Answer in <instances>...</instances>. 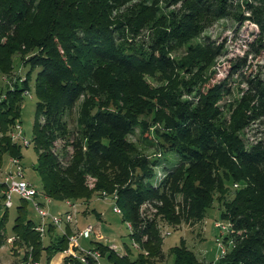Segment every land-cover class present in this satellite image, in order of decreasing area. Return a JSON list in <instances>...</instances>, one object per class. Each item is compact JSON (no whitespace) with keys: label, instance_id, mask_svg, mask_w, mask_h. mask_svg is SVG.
Listing matches in <instances>:
<instances>
[{"label":"trees","instance_id":"trees-1","mask_svg":"<svg viewBox=\"0 0 264 264\" xmlns=\"http://www.w3.org/2000/svg\"><path fill=\"white\" fill-rule=\"evenodd\" d=\"M132 1L0 0V164L5 155L23 158L24 147L10 134L22 123L25 93L34 90L37 120L31 143L43 184L42 190L36 189L40 207L47 208L48 200L73 205L80 216L95 193L103 200L106 193L131 226L132 243L125 245V256L102 242L83 248L99 252L110 264H207L185 240L166 259L159 220L172 227L201 222L217 202L222 222L232 226L234 239L235 234L240 236L224 259L210 263L264 264V151L260 147L247 151L239 137L251 118L247 115L253 110L251 101L244 100L226 124L216 106L228 92L226 84L204 91L213 65L212 48L209 53L203 47L189 48L182 63L192 73L189 82L175 74L177 65L168 56L197 37L209 14L222 13L229 0H162L168 9L180 5L170 15L162 12L160 0L134 5ZM254 1L261 3L262 9L251 10L264 30V0ZM146 28L155 30L151 50L137 42ZM16 58L28 68L26 77L7 84L4 78L18 72ZM156 73L169 82L168 87H150L146 76ZM197 85L200 99L184 100L182 89L192 92ZM260 91L264 93L262 87ZM75 110L79 117L72 130L67 118ZM146 118L162 126L154 138ZM138 129L141 146L180 157L176 165L164 169L158 184L154 180L161 159L150 158L129 140ZM58 140L65 142L60 154L55 148ZM68 146L72 153L66 159ZM88 177L96 179L93 189L87 185ZM4 191L0 184V209ZM177 195L183 196L184 206H177ZM147 203L157 210L154 219L141 213ZM30 205L35 209L33 202L21 199L12 233L22 246L34 250L30 258L28 253L24 256L26 263L43 255L51 264L54 256L69 249L70 237L79 233L76 225L58 226L51 216L73 209L60 213L51 208L41 218L44 223H38L30 217ZM9 210H2L4 216L0 213V247L11 237L6 228ZM41 225L44 237L37 231ZM87 260L65 256L63 264H97L93 257ZM29 262L39 264L35 259Z\"/></svg>","mask_w":264,"mask_h":264},{"label":"rangeland","instance_id":"rangeland-1","mask_svg":"<svg viewBox=\"0 0 264 264\" xmlns=\"http://www.w3.org/2000/svg\"><path fill=\"white\" fill-rule=\"evenodd\" d=\"M143 1L150 3V1L156 0ZM138 2H140V0H134L132 1V5ZM228 4V7H226L222 13L220 12L217 15H214L213 12V15L209 14V19L205 23V29L183 47H176L168 56L170 61L177 65V68L174 69L175 74L184 79V82H189L192 73L182 66V63H185L184 58L188 55L189 48L203 47L208 53L210 51L209 49L212 48L214 52L213 65L207 73L209 83L204 91H209V89L215 86L226 84L228 92L216 104L218 109L222 111L223 119L226 124L230 122L231 115L244 100H247V102L251 101L250 104L253 106V110L247 112L248 117L251 118L248 120L247 126L239 133V137L243 141L247 151H251L256 147H260L261 150L264 151V93L260 91L261 87L264 91V30L257 23L260 19L257 20L251 10L252 6L253 8L260 9L261 3L254 0H229ZM218 5L216 4L214 8ZM159 6L161 9L164 8L162 12L168 15L176 14L180 8V5H178L168 9L163 1ZM154 31L153 28H146L143 30L142 35L137 39L139 45H144L146 49L151 50V47H153V40L156 37ZM21 61L22 60L19 58L15 59V65L18 67V72L12 76L13 78L8 76L4 78L7 84H9V82L13 84L18 78V81L21 82L25 79L28 68L24 69ZM158 74L159 73H156L155 76L147 75L145 79L146 82L153 88L168 87L169 82L165 81V79H160ZM10 79H12V81ZM198 90L199 85L194 87L192 92L183 88L182 92H184V100H191L192 103L197 102L200 99ZM25 94L26 98L22 111L21 124L25 136L31 141L34 134V124L37 120V98L34 90L30 93L26 92ZM78 117V111L75 110L72 118H67L72 130H75L74 128H76ZM144 120L150 122V137L154 138L156 136L155 132L157 128L162 130V126H155L152 118H146ZM139 134L140 129L137 130V135L131 136L129 140L137 146L143 147L145 153L149 155L150 158L161 159V166L156 169L157 176L154 180V184H158L165 176L164 169L169 167V165H176L179 162L180 157L175 154L169 155L170 153L168 155L163 154L155 146L146 145V148H144V146L140 145L141 142L139 141L142 137H140ZM64 145L65 142L62 140L56 142L55 148L59 154L64 152ZM71 153L72 148L71 146H68L65 153L66 159ZM22 154L23 158L21 162L26 180L33 184L37 190H42V179L37 171L38 154L35 151L33 144L31 143L27 148L24 147ZM60 158L63 160V157ZM10 159L11 158L5 155L3 159L4 164H0V184L4 181V175L8 169L11 168ZM95 183L96 179L88 177L87 185L90 189L94 188ZM176 198L177 206L180 204L184 206L183 196L177 195ZM51 202L48 201L47 208H44L46 213H49L53 206V203ZM13 203L14 207L9 210V218L6 225L7 233L11 237L8 240L5 238L4 245L0 247V264H31L29 261H33L34 259L38 260L39 264H46L47 257L44 258L43 255L42 257L33 256L32 259H28V263L25 262L24 256L28 253L30 258V256L33 255L34 250L22 246L19 243L20 240H17V235L12 233L15 220L18 216V207L21 204L20 197L14 195ZM66 204H68V202H66ZM57 206L62 209L60 213L66 212L69 207L64 204H58ZM114 206V200L111 198L103 200L102 197H99L98 194L95 193L89 206L93 213L90 215L91 212H89V208L87 209V207H85L82 208V210L85 211L87 209V211L82 215L80 214L79 216L76 213L74 214L73 218L75 221L77 218L82 220L80 227L84 228L81 230H84L87 226L91 225L98 227L99 234L103 236L102 239L96 238L95 236H92L88 240L81 239L80 243L83 247L92 248L95 242H102L103 244L108 245L111 249H114L119 255H127L125 245L130 247L132 243L129 237L128 225L123 222L122 215L114 212ZM28 212L31 219L38 223L41 222L42 216H38L33 206L30 205L28 207ZM94 212L102 214V219L100 220ZM0 213H2L1 216H4L5 214L2 209H0ZM141 213L143 214V217L147 216L150 219H154L157 210L152 204L150 205V203H147L143 206ZM216 222H222L221 212L217 202H215L214 207L201 222L194 224L185 223L180 227H172L166 222L159 220V227H161L162 230L161 236L164 241L163 250L166 259L169 251L179 247L181 241L185 240L186 246L196 253L201 263L207 262V264H211L210 262H216V257L218 255L216 240L220 236L219 230L215 228ZM41 223H44V221ZM74 225L76 224L74 223ZM166 231L171 232V235L167 238L164 237ZM234 236L236 237L235 239L232 235L235 244L233 248L236 247L237 238L240 235L235 234ZM16 241L17 243H15ZM45 242L48 244L47 238L45 239ZM145 254L147 255V253ZM66 255L67 254L63 253L54 256V260L51 264H63V259ZM101 264L110 263L103 258L101 259Z\"/></svg>","mask_w":264,"mask_h":264},{"label":"built area","instance_id":"built-area-1","mask_svg":"<svg viewBox=\"0 0 264 264\" xmlns=\"http://www.w3.org/2000/svg\"><path fill=\"white\" fill-rule=\"evenodd\" d=\"M10 136L14 143L21 144L26 148L29 147L31 144V141H29L27 137L25 136L21 124H17L14 127ZM10 166L11 168H9L6 174L4 175V181L2 182V184L5 185V191L3 193L4 202H3L2 210L12 209L14 207L13 196L17 195L22 200L33 202L35 209L42 216V218H46L48 213H46L45 210L40 207L39 202L36 201L38 200L37 190L33 186V184H31L30 182L26 180L22 162L19 159L11 158ZM235 187L237 188L238 185H235ZM103 197H104V200L112 198V197L107 196L106 193H103ZM113 198L115 200L117 199L116 196ZM69 207L73 209V213H65L63 215L61 214L62 215L61 217L59 215L51 216L52 221L56 225L60 226L62 223L72 224V225H74V223L77 224V221H75V219L73 218L74 214L75 213L77 214L76 206L70 205ZM113 210L116 214L122 215L121 208H119L118 205H115ZM128 227L131 229L130 224L128 225ZM215 228L218 229L221 233V236L216 241L217 248H218V255L216 257V263H217L221 261L222 259H224L229 254L230 249L234 247L235 244L233 242V239H231V237L229 239V236L234 234L233 228L230 224L223 223V222H216ZM37 231L40 232V234L44 237L46 231L42 225L37 227ZM170 235H171V232L166 231L164 237L167 238ZM92 236H95L96 238H99V239H102L103 237L99 233L95 232L94 226L89 225L84 230L79 231L78 234L70 237L69 249L65 252V254H67L66 257L72 256L74 258L81 260L83 263L88 262L87 257H93L95 261H97V264H101L100 253L92 249L87 250L83 248L79 241L80 238L89 239ZM227 238L229 240L228 242H225V239ZM134 248L138 249L139 246L134 243ZM165 264H170V263H165Z\"/></svg>","mask_w":264,"mask_h":264},{"label":"crops","instance_id":"crops-1","mask_svg":"<svg viewBox=\"0 0 264 264\" xmlns=\"http://www.w3.org/2000/svg\"><path fill=\"white\" fill-rule=\"evenodd\" d=\"M53 207H54V208H53ZM52 208H53V210L56 211V212H57V211H58V212H61V211H62V209H60L57 205H53ZM53 210H52V211H53ZM89 211L91 212V213H90V215H91L93 212L90 210V207H89ZM94 214H95L96 216L102 217V214H100V213H98V212H94ZM88 216H89V215H88ZM87 218H88V217H87ZM101 219H102V218H101ZM101 219H100V220H101ZM76 221H78L77 224H76V229L79 230V231H81V229L84 228V227H80V225H81V221H82V220L79 219V218H77Z\"/></svg>","mask_w":264,"mask_h":264}]
</instances>
